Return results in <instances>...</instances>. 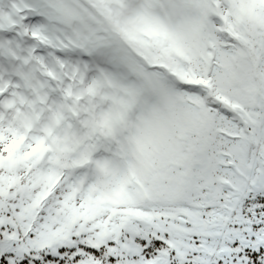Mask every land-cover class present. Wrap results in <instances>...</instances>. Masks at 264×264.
<instances>
[{
  "label": "snow or ice",
  "instance_id": "snow-or-ice-1",
  "mask_svg": "<svg viewBox=\"0 0 264 264\" xmlns=\"http://www.w3.org/2000/svg\"><path fill=\"white\" fill-rule=\"evenodd\" d=\"M0 264H264V0H0Z\"/></svg>",
  "mask_w": 264,
  "mask_h": 264
}]
</instances>
